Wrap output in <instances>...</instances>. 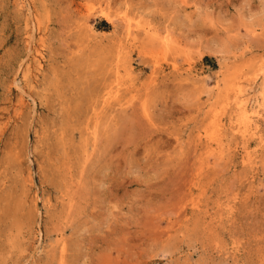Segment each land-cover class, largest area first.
Returning <instances> with one entry per match:
<instances>
[{"label": "rangeland", "instance_id": "1", "mask_svg": "<svg viewBox=\"0 0 264 264\" xmlns=\"http://www.w3.org/2000/svg\"><path fill=\"white\" fill-rule=\"evenodd\" d=\"M0 264H264V0H0Z\"/></svg>", "mask_w": 264, "mask_h": 264}, {"label": "bare ground", "instance_id": "2", "mask_svg": "<svg viewBox=\"0 0 264 264\" xmlns=\"http://www.w3.org/2000/svg\"><path fill=\"white\" fill-rule=\"evenodd\" d=\"M249 125V124H248Z\"/></svg>", "mask_w": 264, "mask_h": 264}]
</instances>
